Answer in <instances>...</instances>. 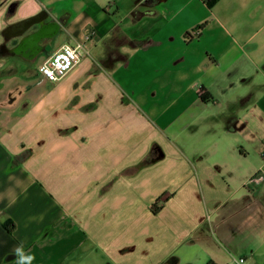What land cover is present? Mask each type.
Segmentation results:
<instances>
[{
    "label": "crops",
    "instance_id": "1",
    "mask_svg": "<svg viewBox=\"0 0 264 264\" xmlns=\"http://www.w3.org/2000/svg\"><path fill=\"white\" fill-rule=\"evenodd\" d=\"M3 43L0 264H264V0H0Z\"/></svg>",
    "mask_w": 264,
    "mask_h": 264
},
{
    "label": "built area",
    "instance_id": "2",
    "mask_svg": "<svg viewBox=\"0 0 264 264\" xmlns=\"http://www.w3.org/2000/svg\"><path fill=\"white\" fill-rule=\"evenodd\" d=\"M86 55L84 42L76 44H64L49 56L39 66L40 74L50 82H57L72 71ZM264 160V146L261 153ZM264 182V171L257 172L250 180V185H257ZM246 258L233 257L228 264H245Z\"/></svg>",
    "mask_w": 264,
    "mask_h": 264
},
{
    "label": "trees",
    "instance_id": "3",
    "mask_svg": "<svg viewBox=\"0 0 264 264\" xmlns=\"http://www.w3.org/2000/svg\"><path fill=\"white\" fill-rule=\"evenodd\" d=\"M219 0H203V2L205 3V5L211 9L213 8ZM14 5H16V3H13ZM34 19H36V17L30 18L27 20V22L32 23V21H34ZM207 22L199 25L195 30H193L192 32H187L186 37L188 38V40H193L195 37L199 38L203 29L206 27ZM143 42L139 41V42H134V45L136 46H140L142 45ZM5 229L9 232V233H13L15 230V225L13 223H5L4 224ZM208 264H215L214 262H209Z\"/></svg>",
    "mask_w": 264,
    "mask_h": 264
},
{
    "label": "rangeland",
    "instance_id": "4",
    "mask_svg": "<svg viewBox=\"0 0 264 264\" xmlns=\"http://www.w3.org/2000/svg\"><path fill=\"white\" fill-rule=\"evenodd\" d=\"M22 65H18L17 68H20ZM2 67V64H0V68ZM19 72V71H18ZM40 74V72H39ZM5 71L3 69L0 70V105H2L5 102V90H6V85H5ZM0 110H2V108L0 107ZM1 112V111H0ZM1 115V113H0ZM190 143H193L194 146H199V135L196 134V132H192L190 137H186V136H182V139L179 138V144H181L183 146L184 145H188L190 146ZM191 147V146H190ZM192 148V147H191Z\"/></svg>",
    "mask_w": 264,
    "mask_h": 264
},
{
    "label": "clouds",
    "instance_id": "5",
    "mask_svg": "<svg viewBox=\"0 0 264 264\" xmlns=\"http://www.w3.org/2000/svg\"><path fill=\"white\" fill-rule=\"evenodd\" d=\"M14 252L17 256V264H32L35 260V256L33 254H26L23 249V245L14 249Z\"/></svg>",
    "mask_w": 264,
    "mask_h": 264
},
{
    "label": "water",
    "instance_id": "6",
    "mask_svg": "<svg viewBox=\"0 0 264 264\" xmlns=\"http://www.w3.org/2000/svg\"><path fill=\"white\" fill-rule=\"evenodd\" d=\"M14 6H15V5H13L12 7L14 8ZM28 27H29V26L25 25V23H21V24L19 25V27H17V29H16V30H18L17 34H15L14 36H15V37H21V36L23 35V33L25 32V30L28 29ZM7 37H9V35H8ZM5 38H6V37H5ZM7 39H8V38H6L5 40H7ZM4 42H6V41H4ZM5 45H6V43L0 44V51H1V50H4V46H5ZM1 55H3V54H1V52H0V59H1Z\"/></svg>",
    "mask_w": 264,
    "mask_h": 264
},
{
    "label": "flooded vegetation",
    "instance_id": "7",
    "mask_svg": "<svg viewBox=\"0 0 264 264\" xmlns=\"http://www.w3.org/2000/svg\"><path fill=\"white\" fill-rule=\"evenodd\" d=\"M13 5H14V4H12L11 7H12ZM14 7H15V6H14ZM0 52H1V54H3V53H4V50H1Z\"/></svg>",
    "mask_w": 264,
    "mask_h": 264
}]
</instances>
